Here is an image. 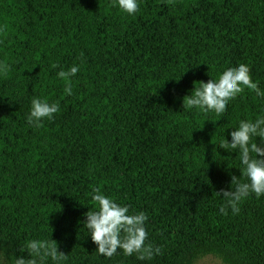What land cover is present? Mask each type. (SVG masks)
I'll use <instances>...</instances> for the list:
<instances>
[{
    "label": "trees",
    "instance_id": "obj_1",
    "mask_svg": "<svg viewBox=\"0 0 264 264\" xmlns=\"http://www.w3.org/2000/svg\"><path fill=\"white\" fill-rule=\"evenodd\" d=\"M0 62L8 264L30 240L55 241L64 264H264V195L233 212L217 194L247 182L240 152L220 145L264 116V98L245 87L220 115L184 102L240 64L264 91V0H140L134 15L116 0H0ZM73 65L69 81L57 75ZM33 98L59 104L39 127L26 121ZM94 188L147 216L159 254L97 252L84 224Z\"/></svg>",
    "mask_w": 264,
    "mask_h": 264
},
{
    "label": "clouds",
    "instance_id": "obj_2",
    "mask_svg": "<svg viewBox=\"0 0 264 264\" xmlns=\"http://www.w3.org/2000/svg\"><path fill=\"white\" fill-rule=\"evenodd\" d=\"M116 6L124 13L134 15L139 11L140 0H116ZM7 70L8 66L0 62V72ZM78 71L79 65H73L67 71H59L57 75L69 81ZM245 87L253 90L257 97L264 98V91L251 79L249 66L240 64L223 71L218 80L200 82V86L196 87L194 92L192 89L190 94L185 96L187 99L184 102L189 108L220 115L227 111L229 102ZM64 92L66 95H72L70 83H66ZM59 110L58 103L33 98L26 121L29 125L39 127L43 120L53 119ZM229 136L230 141L224 138L220 148L240 152V164L243 166L247 182L240 183L236 176H232L231 184L236 183L235 190L221 189L217 194L226 199L233 212H238L240 201L251 193H255L257 197L264 195V116L254 121H240L239 126L233 129ZM257 137L260 139L259 144L256 143ZM250 153H255V156ZM91 199L97 203L98 211L91 213L87 211L84 224L99 254L112 257L118 249L126 256L137 253L139 259H150L154 254H159V247L153 249L151 245L145 243L147 232L144 224L147 216L143 212L128 214V205L116 203L105 196L99 188L92 190ZM220 212L224 213L225 208L221 207ZM26 249L28 256H15L14 264H44L46 258L53 264H64L67 259L66 254L58 250L55 241L30 240ZM6 252L5 246L0 244V264H8Z\"/></svg>",
    "mask_w": 264,
    "mask_h": 264
},
{
    "label": "rangeland",
    "instance_id": "obj_3",
    "mask_svg": "<svg viewBox=\"0 0 264 264\" xmlns=\"http://www.w3.org/2000/svg\"><path fill=\"white\" fill-rule=\"evenodd\" d=\"M196 264H221V262L214 257L207 256L201 259L200 261H198Z\"/></svg>",
    "mask_w": 264,
    "mask_h": 264
}]
</instances>
